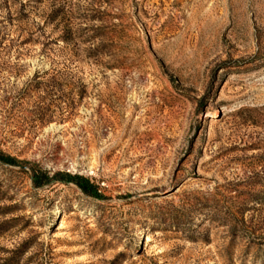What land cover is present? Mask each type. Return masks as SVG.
<instances>
[{"label":"rangeland","instance_id":"374dc122","mask_svg":"<svg viewBox=\"0 0 264 264\" xmlns=\"http://www.w3.org/2000/svg\"><path fill=\"white\" fill-rule=\"evenodd\" d=\"M0 154V264H264V0H0Z\"/></svg>","mask_w":264,"mask_h":264},{"label":"trees","instance_id":"16d2710c","mask_svg":"<svg viewBox=\"0 0 264 264\" xmlns=\"http://www.w3.org/2000/svg\"><path fill=\"white\" fill-rule=\"evenodd\" d=\"M64 43H67L68 40H62ZM0 163L5 166L16 167L17 162L12 158L3 156L0 154ZM32 171L31 180L35 188H40L44 185L59 183L64 185H75L84 195L92 197L95 199H101V195L97 187L89 182L88 179L80 176H70L68 174L58 173L54 174L52 177H49L44 172H37L34 169Z\"/></svg>","mask_w":264,"mask_h":264}]
</instances>
